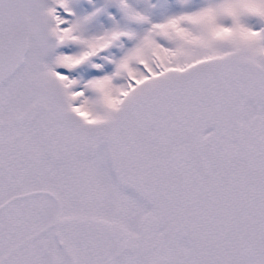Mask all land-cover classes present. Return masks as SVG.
I'll return each mask as SVG.
<instances>
[{"label": "snow or ice", "instance_id": "obj_1", "mask_svg": "<svg viewBox=\"0 0 264 264\" xmlns=\"http://www.w3.org/2000/svg\"><path fill=\"white\" fill-rule=\"evenodd\" d=\"M0 264H264V0H0Z\"/></svg>", "mask_w": 264, "mask_h": 264}]
</instances>
